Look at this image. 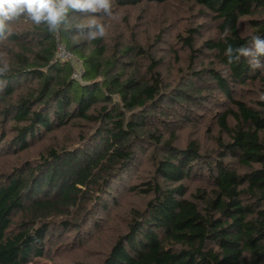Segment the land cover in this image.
Segmentation results:
<instances>
[{
    "label": "trees",
    "instance_id": "trees-1",
    "mask_svg": "<svg viewBox=\"0 0 264 264\" xmlns=\"http://www.w3.org/2000/svg\"><path fill=\"white\" fill-rule=\"evenodd\" d=\"M10 28L0 264H47L65 233L85 246L104 224L120 225L93 264H264V70L225 55L264 38V0H113L58 36L26 16Z\"/></svg>",
    "mask_w": 264,
    "mask_h": 264
},
{
    "label": "clouds",
    "instance_id": "clouds-1",
    "mask_svg": "<svg viewBox=\"0 0 264 264\" xmlns=\"http://www.w3.org/2000/svg\"><path fill=\"white\" fill-rule=\"evenodd\" d=\"M113 0H0V40L11 34L10 24L22 16H26L35 25H46L48 31L59 35L62 28L70 23V13L112 15ZM84 31L88 39L102 38L106 35V26L93 23ZM227 43V42H226ZM228 64L237 63L244 58L253 70H264V38L253 35L248 47H233L228 44L225 49ZM8 70L4 63L0 74ZM264 100V94L260 96Z\"/></svg>",
    "mask_w": 264,
    "mask_h": 264
},
{
    "label": "rangeland",
    "instance_id": "rangeland-1",
    "mask_svg": "<svg viewBox=\"0 0 264 264\" xmlns=\"http://www.w3.org/2000/svg\"><path fill=\"white\" fill-rule=\"evenodd\" d=\"M182 4L184 3L180 1H176L172 4L166 5V7L168 8L167 16L171 18L173 15H177V14L179 15V13H181L183 9V6L186 5L184 4L182 6ZM137 9L138 7L133 8L134 11ZM147 11L145 9V13L143 14L144 21H147L151 25V26H147V28H153V31H155L160 18L163 19L164 17L166 18L167 16H163L162 15L163 11L159 7H156V6L151 8V11H149V14L147 13ZM78 62L79 61L77 59L74 60V65H75V68H77V70L79 69ZM211 109H214V108H211ZM196 131L199 136L202 135V131H203L202 126ZM186 135H187V132H184L182 134L183 137H185ZM3 165H4V162L0 163V167ZM135 200H137L138 202L140 201V198L137 197ZM119 225L120 224H118L117 227H114V230L104 232L106 229H109L108 225L104 224L102 227L103 228L102 233H105V234L100 236L98 239H96L95 232L93 234L92 233L87 234L85 246H81V244H79L77 240H74L73 233L72 234L65 233L60 241L56 240V242L54 243L53 246H55L54 248H56V250L53 251L52 255L50 254L48 256L38 257L37 260L40 263H47V264H93L98 259L101 258L103 251L105 252L107 250L108 248L107 245H109V241L112 240L113 237L115 236V233ZM90 242H96V243H94L93 245L92 243L89 244V250H88L87 244ZM90 249L93 253L92 255L88 253ZM86 253L89 254L90 257H84V254Z\"/></svg>",
    "mask_w": 264,
    "mask_h": 264
},
{
    "label": "built area",
    "instance_id": "built-area-1",
    "mask_svg": "<svg viewBox=\"0 0 264 264\" xmlns=\"http://www.w3.org/2000/svg\"><path fill=\"white\" fill-rule=\"evenodd\" d=\"M58 54L65 58H71L73 59V61L75 60V58H73L71 53L61 44H58Z\"/></svg>",
    "mask_w": 264,
    "mask_h": 264
}]
</instances>
